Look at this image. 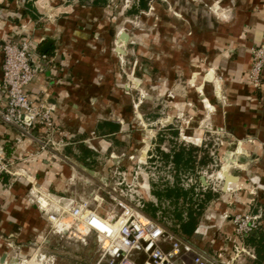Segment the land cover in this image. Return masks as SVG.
<instances>
[{"label":"crops","instance_id":"1","mask_svg":"<svg viewBox=\"0 0 264 264\" xmlns=\"http://www.w3.org/2000/svg\"><path fill=\"white\" fill-rule=\"evenodd\" d=\"M112 1L98 0L95 5V0H0V47L9 41L31 39L39 72L28 93L32 100L56 107L59 129L48 149L42 151L41 144L49 140L42 129H36L32 137H22L20 130L0 118V160L21 175L4 174L0 183V264H17L20 258L32 255L44 234L49 235L46 244L62 239L50 231L29 200L33 197L29 180L42 192L96 200L104 196L115 171L134 169L130 156L154 155L156 162L161 160L152 149L155 134L161 130L154 129V123L168 128L181 116L198 118V111L203 115L206 108L208 115L203 116L208 126L192 122L188 129L177 127L179 133L175 134L179 140L186 136L198 142L190 144L205 148L210 145L207 134L220 137L224 154L233 152V164L225 177L228 183H235L225 191L226 180L222 178V191L227 194L219 202H210L213 205L189 240L212 258L221 255L219 260L224 264L236 260L233 217L239 213L260 215L264 231V78L259 88L249 80L252 49L264 44V0L148 1L142 19H157V29L141 33L145 66L141 86L142 92L145 87L150 91L149 86L157 90L150 100H158L167 86L175 88V109L168 112V125L162 113L152 122L153 114L134 110L133 84L140 81L132 72L126 73L125 80L122 76V61L129 51L127 43L119 45L118 39L125 32L113 36L110 29L103 28L108 21L105 10ZM204 5L229 9L228 17L221 20ZM171 6L172 14L168 12ZM153 10L156 13L151 16ZM128 36L131 45L133 35ZM44 54L49 60H43ZM3 58L0 54V81ZM212 71L218 79L208 80ZM161 148L171 154L188 147ZM213 155L211 149L209 164L197 165L194 171L200 174L198 180L204 189L210 187V179L203 170L212 167ZM201 158L199 155L197 160ZM157 183L149 177L143 196L144 203L161 208L158 219L168 202L159 201L154 194L160 189ZM240 245L243 252L253 255L239 254L237 264H256V248L245 239Z\"/></svg>","mask_w":264,"mask_h":264},{"label":"built area","instance_id":"2","mask_svg":"<svg viewBox=\"0 0 264 264\" xmlns=\"http://www.w3.org/2000/svg\"><path fill=\"white\" fill-rule=\"evenodd\" d=\"M1 49L4 58L0 102H4L0 118L4 124L20 130L22 137H32L36 129H42L49 140L42 143L41 147L47 150L59 129L55 118L56 107L47 102L38 103L28 93L29 85L39 72L34 64L33 42L29 38L9 41ZM252 55L249 80L259 88L264 78V44L253 48ZM42 58L44 61L49 60L46 54ZM154 157L143 159L130 156V160L135 163L134 169L115 171L114 180L104 190V196H97L96 200L66 198L42 192L30 180V194L33 197L29 200L45 218L52 233L63 236L77 232L75 236L84 243L87 236H95L99 243V257L94 264H223L207 255L191 240L168 230L144 214L142 191L145 190L149 175L144 174L141 166H148ZM4 174L21 177L11 172L8 164L0 160V183ZM105 204L110 207L102 214L100 209ZM260 220V215H236V239H244L255 233L261 225ZM241 252L243 248L238 251L239 254ZM17 264L59 262L55 255L38 246L32 255L20 258Z\"/></svg>","mask_w":264,"mask_h":264},{"label":"rangeland","instance_id":"3","mask_svg":"<svg viewBox=\"0 0 264 264\" xmlns=\"http://www.w3.org/2000/svg\"><path fill=\"white\" fill-rule=\"evenodd\" d=\"M110 4L111 6L107 7L105 10V14L107 16L106 19L108 21L105 22V25H103V28L105 27L107 29H110L112 31L113 36L114 34H117V33L119 34L120 31H124L128 35L129 34L133 35V43L131 45H129V42L127 43L128 40L125 41L126 36H124L123 34H122L123 36L121 35L118 40H119V45H125L127 43L125 47L129 51L126 59L122 61V66H123V71H124L122 76L124 77V80L126 78V73L130 74L132 72L134 73L136 79H139L140 81L139 85H138V82H136L137 84L135 83L133 84V86L136 88V90L134 91V98H133L134 110L140 111V112L145 111L147 113H150L151 115L153 114L154 119L151 118L152 122L158 117L159 113H162L161 114L162 117L163 118L165 117L166 119L164 123H167L166 125H168L171 122V120L169 122L167 118L168 112L170 113L171 111L175 109L174 102L177 97L175 93L176 92L175 88L171 86H167L166 88L163 89L162 91L163 93H161L162 96H159L158 100L156 99L150 100L152 93L154 94V91H157V90L156 89L152 90L153 88L150 89V86H149L150 91H148L147 87H145L144 92H142V86H141V81L143 78L142 75L144 74L143 69L145 67L142 64L143 62L141 58V54H142L141 33L145 31L151 32V30H156L157 29V19L154 22L153 21L146 22V19H142V16H143L142 12L144 11L139 6L138 0H113ZM172 8L173 7L171 6V10L168 11L171 14L173 13ZM204 8L211 11L217 18L221 20L227 18L229 14V9L228 10L222 9L221 7L216 8V7L204 5ZM151 13H152L151 16H153L155 15L156 11L153 10V12ZM114 40L115 38H113L111 42H114ZM110 46H113V43H111ZM119 49H122V48L119 47ZM1 52H2V49L0 47V54H2ZM149 72L152 73V75L155 74L153 73L152 70H150ZM214 76L217 79L219 78L218 75L216 74V71L215 73L212 71L208 75L207 78L208 80H212ZM156 78L157 77H155V79ZM155 79L153 80L154 82H155ZM186 85H188V87H190L191 89L194 88L191 84L187 83ZM199 94L200 96L203 97L202 93L199 92ZM208 112H209V108H206L203 115L207 116ZM198 114H199L198 118H195V119L190 116H186V117L181 116V119L176 120L173 124L169 125L168 128H162L163 126L161 127V125L158 122L154 123L153 124L155 125L153 126L154 129L157 130L160 127L161 130L159 131L158 135L155 134L157 138H155L154 140L155 141L154 147L152 149H153L154 154L156 156H159L160 153L164 151L162 150L161 146L165 148L167 151L168 150L170 151V149H172V146L177 147V146L185 144L186 147L188 148H192V147L197 148L198 156L201 155L202 157L207 158V160L210 159V156H209L210 150L211 149L214 150V155L212 156L213 158L212 167L209 169L203 170L205 172V175L209 177L210 179V187L204 189L198 180V177L200 176V174L195 175L194 172H182L180 174V183L186 189H190L193 186L196 187L197 192L199 193L211 191L215 195L218 196V198H216L215 201L219 202V200L220 201L222 200L220 199V197L227 194L226 192L222 191V188H223L222 178L226 180L225 191L231 190L232 185L235 183V182L228 183L225 177L226 173L229 174L230 172V168L232 167V164H233L232 162L233 158L231 157L232 160L230 164H228L224 158H225L226 153L231 150H228L224 154V149H223L224 145L222 144L220 137H217L216 135L215 137H211L210 136L211 134H207L210 137V139L208 140V143H210V145L207 148H205L204 146L199 147V146H194L190 144L192 142L193 143H198V142L189 140L188 138H186V136H183V139L179 140L178 139L179 134L178 135L175 134V132H178V130H176L177 127L179 129H188L190 126H192L191 124L192 122H196L197 126H200V127L208 126L207 121H206L207 118H205L201 114V111H198ZM165 129H173V130H165ZM164 142H166L165 143L166 145L164 144L165 146L163 145ZM212 146H214V148H212ZM145 151H147V149H145ZM143 157L145 158V156ZM153 161L156 162V158H154ZM168 166H169L168 163H166L165 161H163V159H161L158 162H156V164H154V162L150 160L148 166H141V168L143 169L144 174L146 173L149 175L150 180L153 179L155 181H158L157 186L163 187V185L167 183L170 185H173L175 182V178H176V172H175V169L173 168V165L170 168ZM218 174L221 178H219ZM144 178L146 177L144 176ZM140 182L141 183L144 182L142 178H140ZM142 192L144 193V190ZM211 205L213 204L209 203L207 205L206 210L204 211L205 213L208 210L207 208L211 207ZM109 207H110L109 204H105L103 208L100 209V211L105 214L108 211ZM181 208H184V207H181ZM173 209L174 208L171 207V205L166 203L165 210H162V213L159 214V218L156 219L158 223H160L161 225H163L164 227H166L168 230L172 232L174 230V226L176 225L175 224L176 222L171 217V213H173ZM239 214L251 215L252 213H239ZM235 216L232 219L233 222H234ZM262 219L260 220V222L262 221ZM75 235L76 236L78 235L77 232L76 234L66 233V235L60 236L62 239L59 240L58 242H55L53 244L51 243L46 244L45 237L49 235L44 234L43 237L41 238L42 239L41 243L38 246H42L46 252L55 255L59 264H94L98 260V257H99V253H98L99 243L96 237L87 236L86 245H83L82 241H80V239H78ZM241 242H243V239L241 238L236 239V237L232 241V251L235 253V257L239 254L238 251H241V249L243 248L240 245ZM206 249H208V246L206 247ZM242 253L248 256H249V253L253 255V252L251 251L241 252L240 255H243ZM211 255L213 256V254ZM215 258L219 260L218 255H216ZM239 260L240 258L237 257L236 260L226 262V263L227 264H237ZM221 263L224 264V262H221Z\"/></svg>","mask_w":264,"mask_h":264},{"label":"trees","instance_id":"4","mask_svg":"<svg viewBox=\"0 0 264 264\" xmlns=\"http://www.w3.org/2000/svg\"><path fill=\"white\" fill-rule=\"evenodd\" d=\"M149 0H139V6L143 9L147 8ZM98 0H95L96 5ZM177 134V133H176ZM198 150L192 148H180L177 151H172L171 154L160 153V158L166 163H172L176 172V178L173 185L165 184L164 187L156 189L154 194L159 201H166L173 207L171 213L172 219L176 222L173 232L183 236L186 239H191L198 229L201 219L204 215L207 205L214 199L218 198L213 192L199 193L196 187L186 189L180 183V174L182 172H194L197 165L206 166L210 159L202 157L199 161ZM198 162V164H197ZM156 187V185H155ZM184 207V208H181ZM161 210L160 207L153 203H145L144 214L151 219H157V214ZM246 242L256 248L258 259L256 264L264 262V231L261 225L255 233L245 238Z\"/></svg>","mask_w":264,"mask_h":264},{"label":"water","instance_id":"5","mask_svg":"<svg viewBox=\"0 0 264 264\" xmlns=\"http://www.w3.org/2000/svg\"><path fill=\"white\" fill-rule=\"evenodd\" d=\"M123 35L124 36H126V37H128V41H129V36H128V34H126V33H123ZM122 35V36H123ZM128 41H127V43H128ZM231 153H233L232 151H228L227 153H226V155H225V161H226V158L231 154ZM231 157H233V154H232V156ZM232 177V176H231ZM232 178H234V179H236L235 177H232ZM202 181H203V183H204V185H207V181H206V179H205V177L204 176H202ZM227 179V178H226ZM234 181V180H233ZM225 187H226V185H225Z\"/></svg>","mask_w":264,"mask_h":264},{"label":"bare ground","instance_id":"6","mask_svg":"<svg viewBox=\"0 0 264 264\" xmlns=\"http://www.w3.org/2000/svg\"><path fill=\"white\" fill-rule=\"evenodd\" d=\"M232 154V153H231ZM231 154L226 158V161L228 164H230L231 162L229 161V158L231 157ZM233 161V160H232ZM235 161V160H234Z\"/></svg>","mask_w":264,"mask_h":264}]
</instances>
